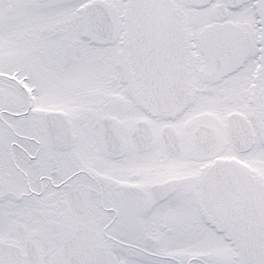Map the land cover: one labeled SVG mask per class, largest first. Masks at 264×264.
I'll use <instances>...</instances> for the list:
<instances>
[{
  "label": "snow or ice",
  "instance_id": "obj_1",
  "mask_svg": "<svg viewBox=\"0 0 264 264\" xmlns=\"http://www.w3.org/2000/svg\"><path fill=\"white\" fill-rule=\"evenodd\" d=\"M0 264H264V0H0Z\"/></svg>",
  "mask_w": 264,
  "mask_h": 264
}]
</instances>
